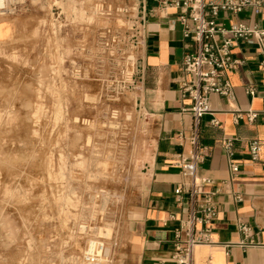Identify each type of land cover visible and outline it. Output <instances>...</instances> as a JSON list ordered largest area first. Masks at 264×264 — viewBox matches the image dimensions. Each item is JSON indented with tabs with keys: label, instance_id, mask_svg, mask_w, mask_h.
I'll return each mask as SVG.
<instances>
[{
	"label": "rangeland",
	"instance_id": "1",
	"mask_svg": "<svg viewBox=\"0 0 264 264\" xmlns=\"http://www.w3.org/2000/svg\"><path fill=\"white\" fill-rule=\"evenodd\" d=\"M145 2L3 0L23 21L0 45V264H82L91 240L121 264L155 142Z\"/></svg>",
	"mask_w": 264,
	"mask_h": 264
},
{
	"label": "crops",
	"instance_id": "2",
	"mask_svg": "<svg viewBox=\"0 0 264 264\" xmlns=\"http://www.w3.org/2000/svg\"><path fill=\"white\" fill-rule=\"evenodd\" d=\"M162 1L146 0L144 10L139 11L144 25L138 101L155 127V142L144 173V195L127 218L121 264L169 263L173 230L192 206L186 195L178 200L174 194L177 186L185 182L177 162L189 158L194 151L192 136H196L201 156L197 175L211 180L204 191L213 192L217 212L210 226L214 244L196 247L194 264H264V70L259 67L256 46L244 41L234 43L231 54L243 63L225 74L233 97L211 95L210 112L195 124L192 116L182 111L189 107V100L178 91L182 58L193 45L183 36L179 10L164 6ZM262 4L260 15L251 10L239 15L220 14L218 22L228 27L241 21L264 30V0ZM22 21L19 17L0 21V45L14 37ZM249 88L253 95L248 93ZM248 111L256 113L254 122L244 116L235 119L238 112L244 115ZM212 120L218 125H213ZM228 138L233 139L231 160L239 166L234 176L230 175L222 145ZM253 139L260 144L256 161L248 150ZM239 224L249 228L246 235L239 231Z\"/></svg>",
	"mask_w": 264,
	"mask_h": 264
},
{
	"label": "built area",
	"instance_id": "3",
	"mask_svg": "<svg viewBox=\"0 0 264 264\" xmlns=\"http://www.w3.org/2000/svg\"><path fill=\"white\" fill-rule=\"evenodd\" d=\"M162 4L179 10L178 21L183 25V36L193 45L192 50L182 58L178 91L182 98L190 102L189 107L182 111L188 112L197 124L202 116L210 112L211 95L228 99L233 97L232 86L225 74L236 70L243 63L231 54L234 43L244 41L254 44L260 57L259 67L264 70V30L241 21L228 27L218 22L220 14L239 15L245 10H251L255 15H260L263 12L262 0H163ZM248 93L253 95V89L249 88ZM243 116L252 123L257 115L250 111L244 115L238 112L235 119H242ZM212 124L217 126L218 122L212 120ZM191 143L195 146L192 154L177 162L185 182L177 186L174 194L178 200L180 196L186 195L192 206L187 216L180 219L173 230V252L168 264H194L195 248L214 244L210 226L217 212L213 192L204 191L211 180L197 175V164L201 156L196 136H192ZM222 145L228 158L230 175L234 176L238 174L239 166L231 160L233 139H224ZM248 150L251 159L256 161L260 151L259 141L250 140ZM236 200L240 201V198L236 197ZM238 229L244 235L249 231L244 224H239ZM82 264H111L105 243L101 240L89 241L82 253Z\"/></svg>",
	"mask_w": 264,
	"mask_h": 264
},
{
	"label": "bare ground",
	"instance_id": "4",
	"mask_svg": "<svg viewBox=\"0 0 264 264\" xmlns=\"http://www.w3.org/2000/svg\"><path fill=\"white\" fill-rule=\"evenodd\" d=\"M3 6V0H0V8Z\"/></svg>",
	"mask_w": 264,
	"mask_h": 264
}]
</instances>
